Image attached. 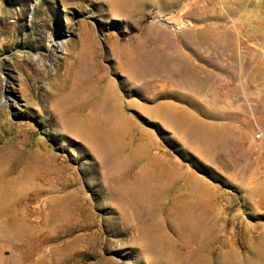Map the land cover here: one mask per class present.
I'll return each mask as SVG.
<instances>
[{"label":"rangeland","instance_id":"374dc122","mask_svg":"<svg viewBox=\"0 0 264 264\" xmlns=\"http://www.w3.org/2000/svg\"><path fill=\"white\" fill-rule=\"evenodd\" d=\"M93 91L96 110L65 113ZM76 119L107 148L70 134ZM132 157L180 188L158 215L167 243L193 199L214 262L264 264L248 248L264 253V0H0V220L20 225H0V264L154 262L112 200L130 199L128 172L106 178Z\"/></svg>","mask_w":264,"mask_h":264},{"label":"bare ground","instance_id":"6f19581e","mask_svg":"<svg viewBox=\"0 0 264 264\" xmlns=\"http://www.w3.org/2000/svg\"><path fill=\"white\" fill-rule=\"evenodd\" d=\"M103 81H105V79L100 78V81H98L97 85L95 86V90L96 92L99 91L101 93V90L103 88H108L110 95L113 96L114 99L112 108L113 110H115L117 106L115 92L113 91L111 84L105 85ZM94 91L93 93H89L77 107L68 109L65 113H70V111L75 110L77 111L76 114L79 118L80 116L83 117L85 111H87V113L85 112L86 115H89V112L93 111V109L96 110V107H98L96 105L98 104V97L100 93L98 92L99 94H97L96 96L94 94ZM77 120L78 119L73 122L74 126L71 127L70 134L83 136L84 133L88 131L91 135L90 139L88 140H90L92 143H95L101 149L107 148L109 141H112L108 138L110 136L107 135L109 134L107 133L109 131L108 129L98 130L93 127L88 128L87 121L84 122L82 120L81 124L76 127ZM115 142L119 143L117 141ZM112 143L115 146L114 140ZM122 152L123 150H119L117 153ZM113 154L114 153H112V156ZM143 160L144 158L132 157L129 160L126 168H123L124 170H118L119 172L114 173L112 177L106 178H108V181L117 179L118 182H122L125 180L124 178H122V176L124 175L123 173L128 172L125 177L127 180L130 179V183L126 184L125 186V196L130 199L112 200L117 201L119 203L118 205H120L121 209L119 210L121 211H119V214H121V220L123 222L132 224L131 229L136 233L135 240L140 245L146 247V253L149 254V257H151L154 261L150 264H218V258H216L215 262L213 260L214 250H212V245L214 241H216V237L213 233L212 222L210 220V215L205 214L203 212L204 210L202 211L201 209L197 208V206L201 205L200 201L198 202L194 200L193 202V199H190L192 200L190 202L196 205L194 209V205H190L189 207H187L186 204L180 202L181 207L176 213L174 222L169 223L168 225L169 231L174 234L175 239L172 240L171 244L166 242V235H164L163 233V228L160 225L161 222L159 221L158 215H160L159 213H163L166 211L167 206L165 202H167V199L169 197H172V199H178L177 196L180 195V188L175 182L176 179L168 175V168H165L162 164H160L158 167H155V165L151 162L148 163V169L142 175V172L140 171L143 169L141 166L144 164V162L142 163ZM103 163L104 162H102V164ZM137 169L139 170V172L136 173L135 171H133ZM127 180L125 181L127 182ZM1 187L2 186H0V189ZM262 195L264 196V193ZM6 197L7 195L5 191H2L1 189L0 216H4L9 212L8 210H6L8 209V207H6L7 202H3L2 200ZM142 203H144L143 206L139 208L138 206H141ZM0 225L4 228H9V232L7 233L9 236H19L20 231H18L15 227L18 226V228H20V225H18V223H11L8 219H5L2 221L0 220ZM179 242L186 244L185 247H181V249H183L182 253L177 252V250L179 249V247H177V244ZM260 246H252L251 244H249L248 248L249 250H251V253L254 256H262L264 255V253L261 248L262 246ZM222 254V264H233L238 259L237 253L235 251L230 253L222 252Z\"/></svg>","mask_w":264,"mask_h":264}]
</instances>
